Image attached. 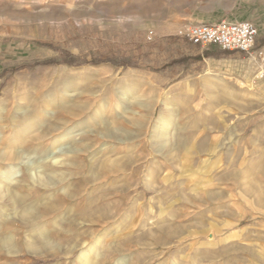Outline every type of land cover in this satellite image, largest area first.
<instances>
[{"label": "rangeland", "instance_id": "rangeland-1", "mask_svg": "<svg viewBox=\"0 0 264 264\" xmlns=\"http://www.w3.org/2000/svg\"><path fill=\"white\" fill-rule=\"evenodd\" d=\"M222 19L253 21L264 47V0H0V101L19 94L31 136L76 116L61 162L40 164L61 181L23 175L20 205L0 199L15 234L0 264H264V79L178 34Z\"/></svg>", "mask_w": 264, "mask_h": 264}, {"label": "bare ground", "instance_id": "bare-ground-1", "mask_svg": "<svg viewBox=\"0 0 264 264\" xmlns=\"http://www.w3.org/2000/svg\"><path fill=\"white\" fill-rule=\"evenodd\" d=\"M18 96L19 94L13 91L11 93H8L6 97L0 101V133H1V137H0V199H3L4 197L7 196V199L9 200L8 202L11 203L14 207H17L18 205H20L22 198L19 194L13 191L12 182L18 183L19 181H21V177L23 175L24 177L28 179H30L31 177L33 179H37V180L39 179V181H41L42 184H46V186L50 183L54 184L55 181H61L60 179L62 177V175H60L61 173L59 174L53 170L48 171V172L44 170L45 171L44 172L42 170L44 168L40 170L41 168L40 164H42L43 162H45V160H48V159L53 161L55 164H58L61 162L60 157L53 156L57 151L59 150L62 151V147L63 145H65L64 143L57 141L56 138L59 134V132L57 131L58 130L65 131V129H67L66 126L69 123L73 122L74 121L73 119L76 118L75 115H73L72 117H69V115L63 114L66 117L61 116L60 118H57V122L54 125L52 124L48 125L46 129L42 131L41 133L35 134V136H31L30 134L33 132L35 125H33V123H30L26 118L20 119L18 116H16V114L20 112V109L17 108V106H15V103L18 101L16 100ZM174 114L175 113L173 112H166V111H162L160 113L157 119V124H158L157 128L159 129L158 132H159L160 137L168 136L169 134L168 128L171 125V123L174 121ZM72 135L74 134L73 133L65 134L61 137V140H63L64 138H68ZM43 139H45L46 141ZM33 140H41V143L51 141L52 150L48 152L46 155H44L43 157L34 159L35 155L37 154H36V150L31 149V147L33 146L31 142H33ZM17 161H21L24 164L21 170L22 174L20 177L15 176L16 169L12 167L13 165H11ZM6 166L7 168L4 170ZM2 185L5 186L7 194L3 193ZM32 209H34L32 208V205L26 206L24 208V212L29 213L31 215ZM117 214H119V211L115 212L114 214L112 213V215L114 216ZM8 216L10 215L7 213L5 214L0 213V254L4 252L6 247L12 246L13 241H14L15 234H13L11 230L9 232L6 229H4V224ZM103 223H104L103 220H99L97 225H102ZM46 228L47 227L45 226L33 228L35 230H33L32 234L30 233V236L28 234L29 237L28 239L26 237L27 243L26 242L25 243L29 245L30 247L41 241L43 243V240L45 242V238H46L45 233L47 231ZM47 245H50V244H47ZM40 247L42 248L43 246H40ZM118 264H125V261L121 260L118 262Z\"/></svg>", "mask_w": 264, "mask_h": 264}, {"label": "built area", "instance_id": "built-area-1", "mask_svg": "<svg viewBox=\"0 0 264 264\" xmlns=\"http://www.w3.org/2000/svg\"><path fill=\"white\" fill-rule=\"evenodd\" d=\"M178 34L194 44H214L223 50H241L250 52L256 44L259 34L256 23L248 19H222L214 22H196L182 27ZM149 38L155 36L150 30ZM259 71L255 80L264 79V49L260 50Z\"/></svg>", "mask_w": 264, "mask_h": 264}, {"label": "crops", "instance_id": "crops-1", "mask_svg": "<svg viewBox=\"0 0 264 264\" xmlns=\"http://www.w3.org/2000/svg\"><path fill=\"white\" fill-rule=\"evenodd\" d=\"M188 40V39H187ZM189 41V40H188ZM205 46V45H204ZM217 46V45H215ZM218 47V46H217ZM218 49L220 50V53L222 56L216 55V54H207L204 55L203 58L205 60H207L209 63H219V62H226L227 60L229 62L233 61L234 65H239V66H245L246 63H248L247 61L250 60V64L255 61L258 66L256 67L254 73L252 76H254L257 74V72L259 71V64H260V50L264 49V47H261L260 49H258L254 54V52H245V51H241V50H223L221 48L218 47ZM217 50H214V52H216ZM218 52V51H217ZM225 58V59H224ZM221 64V63H220ZM255 68V67H254Z\"/></svg>", "mask_w": 264, "mask_h": 264}, {"label": "trees", "instance_id": "trees-1", "mask_svg": "<svg viewBox=\"0 0 264 264\" xmlns=\"http://www.w3.org/2000/svg\"><path fill=\"white\" fill-rule=\"evenodd\" d=\"M70 63H71V64H74V61H73V60H70Z\"/></svg>", "mask_w": 264, "mask_h": 264}]
</instances>
